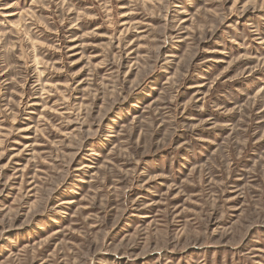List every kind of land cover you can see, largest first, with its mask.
<instances>
[{
  "label": "rangeland",
  "instance_id": "rangeland-1",
  "mask_svg": "<svg viewBox=\"0 0 264 264\" xmlns=\"http://www.w3.org/2000/svg\"><path fill=\"white\" fill-rule=\"evenodd\" d=\"M0 264H264V0H0Z\"/></svg>",
  "mask_w": 264,
  "mask_h": 264
}]
</instances>
